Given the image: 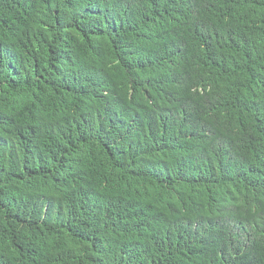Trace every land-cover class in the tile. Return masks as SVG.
<instances>
[{"label":"trees","instance_id":"trees-1","mask_svg":"<svg viewBox=\"0 0 264 264\" xmlns=\"http://www.w3.org/2000/svg\"><path fill=\"white\" fill-rule=\"evenodd\" d=\"M0 264H264V0H0Z\"/></svg>","mask_w":264,"mask_h":264}]
</instances>
